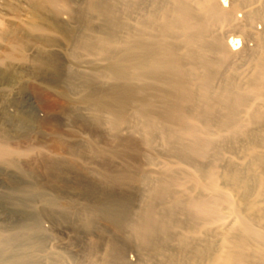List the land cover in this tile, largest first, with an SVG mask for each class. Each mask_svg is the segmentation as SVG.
<instances>
[{
  "label": "bare ground",
  "instance_id": "1",
  "mask_svg": "<svg viewBox=\"0 0 264 264\" xmlns=\"http://www.w3.org/2000/svg\"><path fill=\"white\" fill-rule=\"evenodd\" d=\"M24 2L25 14L12 6L14 21L0 20V65L30 61L34 76L57 89L56 98L41 93L49 113L79 105L114 139L74 143L53 122L48 138L23 147L17 143L28 129L40 135L47 124L30 114L28 128H0V164L17 173L0 205L21 216L0 226V264H41L50 212L75 213L87 229L114 226L149 264H264V0ZM35 35L43 47L29 59ZM60 42L87 70L58 69L43 50ZM6 74L0 68V90ZM34 154L42 164L59 156L63 165L86 154L125 158L126 169L90 172L137 187L138 205L122 198L117 207L104 197L77 208L27 185L33 171L23 160ZM92 248L101 258L88 264H138L113 239ZM71 260L52 251L47 264Z\"/></svg>",
  "mask_w": 264,
  "mask_h": 264
},
{
  "label": "rangeland",
  "instance_id": "2",
  "mask_svg": "<svg viewBox=\"0 0 264 264\" xmlns=\"http://www.w3.org/2000/svg\"><path fill=\"white\" fill-rule=\"evenodd\" d=\"M10 3L11 6H7L4 0H0V20L2 21L4 19L3 22L12 21V6H20L24 14L27 12V5L24 0H11ZM23 18L25 19V16ZM33 38H31V42L25 49V55L29 59L38 55L43 47L40 44L42 36L35 35ZM68 49L64 43L60 42L55 47H45L43 51H47L48 54L53 53L57 59L55 62L56 66L64 74L72 70H87L88 64L72 60L68 55ZM2 53L3 51L0 49V58L3 57ZM8 63L7 65H0L1 70L8 74H6L8 79H5L8 84L1 86L0 90V128L17 127L22 122H25L26 124L23 123V126L28 128V120L24 119V117L29 114L35 119L39 118L44 124L47 123L43 127L40 135H38L39 129L34 127L28 129L29 133L26 138L17 144H21L24 147L26 145H34L41 139L43 140V138H48L47 132L53 122L61 124L63 132L69 134V140L71 142L82 143L83 141H91V139H94L96 142L103 141L108 144H113L114 138L110 130L106 127L98 126L93 122L91 112L79 105L71 107L69 114L48 112L41 93L46 91L52 97L56 98L57 89L48 87L45 81L42 80V77L34 76L37 69L33 63L28 60H13V62ZM59 84L63 86L64 82L61 81ZM20 113H23L21 121L17 119ZM101 146H103V143ZM44 155L52 156L48 152L46 154L44 153ZM84 157V160H79L75 165L61 164L62 161H59V156L47 157L51 164H48L49 162L42 164L41 158H39V161L38 156L34 154L31 156V159L23 160L24 168L26 167L29 171H33V175L24 180H26L27 185L31 182V184L34 183L46 189L49 195L58 194L65 202L71 199L74 200V206L77 208L85 202L96 203L98 200H105L103 199L104 197L108 198L109 202H112L117 207L120 206L122 198L132 199L134 200L133 206L138 205L136 200L140 197V192L137 187L122 183H105L100 176L90 172L91 168L98 167H105L112 171L126 169L129 164L125 158L124 160L116 159L107 154H99L96 156L86 154ZM57 162L59 163V168L57 166L55 167L56 164H52ZM15 172L0 164V195L5 194L6 190L12 185V181L17 179V173ZM37 205L39 208L47 209L40 202H37ZM12 211L14 210L11 206L3 207L0 205V226L8 224L11 218L19 219L21 217ZM42 224L48 232V237L45 241V248L40 255L41 264L48 263V256L52 251L70 254L72 260L69 264H88L101 258L99 249L98 252L94 250L92 244L98 243L99 248H103L109 239H113L120 246H125L127 250L126 257L131 262L149 264L138 261L141 254L137 251L133 241H130L124 235L122 236L118 229L112 225L101 222L104 231H101L99 228L87 229L81 225L75 213L69 216L68 219H62L57 214L51 212L43 218Z\"/></svg>",
  "mask_w": 264,
  "mask_h": 264
}]
</instances>
